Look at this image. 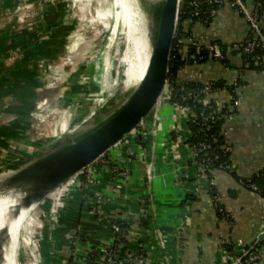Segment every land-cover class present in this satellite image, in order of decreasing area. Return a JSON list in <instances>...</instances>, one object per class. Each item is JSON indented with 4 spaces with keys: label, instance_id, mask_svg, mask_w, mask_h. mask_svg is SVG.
<instances>
[{
    "label": "crops",
    "instance_id": "crops-1",
    "mask_svg": "<svg viewBox=\"0 0 264 264\" xmlns=\"http://www.w3.org/2000/svg\"><path fill=\"white\" fill-rule=\"evenodd\" d=\"M22 1L25 8L37 6L36 0H0V133L9 139L24 131L23 117L45 86L41 67L47 69L49 59L62 55L55 54L54 42L67 8L61 2L41 4L22 25L17 14L3 18L4 11L17 10ZM261 25L264 30V15ZM184 26L204 44L219 42L227 63L210 57L182 71V79L224 80L228 87L240 82L235 91L241 104L226 120L223 133L232 147L236 174L250 177L264 168V69L244 66L237 45L251 33L249 23L244 14L225 5L208 25L186 20ZM231 96L228 88L208 94L206 100L223 105ZM186 118L187 112L164 96L157 117L93 165L91 178L84 175L72 189L63 186L50 196L41 211L46 216L45 252L51 255L44 264H103L100 255L113 244L112 226L119 221L132 225L129 256L149 250L142 264H235L236 257L224 251L223 242L256 243L264 231V197L219 170L213 179L231 220L220 219L210 181L197 170L186 142ZM258 264H264V251Z\"/></svg>",
    "mask_w": 264,
    "mask_h": 264
},
{
    "label": "rangeland",
    "instance_id": "rangeland-1",
    "mask_svg": "<svg viewBox=\"0 0 264 264\" xmlns=\"http://www.w3.org/2000/svg\"><path fill=\"white\" fill-rule=\"evenodd\" d=\"M49 2L67 4L60 37L54 42L55 54L62 55L56 60L49 59L47 69L41 67L45 86L37 91L28 116L23 117L24 131L16 139L1 137L3 134L0 133V167H5L15 156L42 149L68 125L75 127L92 116L106 100H110L111 107L115 109L134 88L128 72L132 64L137 63L134 58L136 47L130 41L132 29L129 23L144 17L136 0H36L37 8H25L23 2L17 10L8 9L2 16L10 20L12 14H17L23 19L20 21L22 25L28 17L41 10V4L45 6ZM74 30L77 31L72 35ZM133 37L137 38V34ZM64 46L66 52L63 54ZM68 57L72 59L68 61ZM1 121L0 117V125ZM98 123L92 122L89 127ZM2 131L11 132L7 129ZM92 167L80 178L88 176ZM46 201L32 211V226L28 233H22L14 242L11 232L12 245L8 250L10 252L15 244L17 264H44L45 259L51 256L45 252L48 244L46 216L41 212Z\"/></svg>",
    "mask_w": 264,
    "mask_h": 264
},
{
    "label": "water",
    "instance_id": "water-1",
    "mask_svg": "<svg viewBox=\"0 0 264 264\" xmlns=\"http://www.w3.org/2000/svg\"><path fill=\"white\" fill-rule=\"evenodd\" d=\"M136 2L146 21L149 57L144 76L122 108L110 117L118 107L113 109L111 101L106 100L92 116L75 127H66L42 149L15 156L0 167V197L13 195L17 199L13 209L8 210L7 221L0 226V264L7 263L12 245L10 219L18 218L23 210L35 211L135 134L148 119L157 117L168 85L181 0ZM92 122L99 123L90 128ZM263 241L264 231L256 243Z\"/></svg>",
    "mask_w": 264,
    "mask_h": 264
},
{
    "label": "trees",
    "instance_id": "trees-1",
    "mask_svg": "<svg viewBox=\"0 0 264 264\" xmlns=\"http://www.w3.org/2000/svg\"><path fill=\"white\" fill-rule=\"evenodd\" d=\"M259 2V14L262 19L264 15V0H257ZM189 7V0H182L180 5L179 20L176 30V36L174 45L171 53L169 79H168V95L172 103L180 102L185 107H192L194 114L190 116L188 121L189 135L186 140L189 146H194L198 142H204L207 144L206 149L202 151L201 156L198 158L203 162V172L208 180L214 178V174L219 170H226L231 173L237 180H243V186L246 189L252 190L253 185L256 186V191L264 196V170L251 175L250 177H241L236 174L233 161L231 158V151L226 150L225 145L228 143L223 133V127L226 122V117L223 113L228 112L227 104L225 103L222 109V114L214 118L213 120L203 122L202 113L209 114L216 108V102L213 99L208 100L204 103V98L212 92L228 89V85L224 80H211L208 82H202L199 80H184L181 77V72L184 67L192 64L191 44L188 42V37L191 36V31L185 30L184 22L190 18L187 14ZM264 33V30H263ZM250 40H257L252 33L249 34ZM247 38V39H248ZM186 49V51H185ZM188 51V52H187ZM187 53V55H186ZM205 56L199 60L198 64L204 63L210 59L208 53H204ZM244 59V66L249 65L250 67L263 70L264 69V48L257 46L251 53L242 52ZM187 56V57H185ZM240 84V82H238ZM238 86V85H237ZM237 86H231L229 89L237 96L235 91ZM202 129V130H201ZM175 133V130L173 134ZM210 195L215 197L218 194L217 186L215 184L210 185ZM224 207L219 205L216 208L217 215L220 219L227 221L231 220L229 213L221 210ZM119 230L114 232V242L110 246L104 248V252L100 255L103 259V264H118L123 260H128L130 264H142L140 261L143 259V255L147 254L149 250L142 248L140 253L136 256H129L128 246V234L132 227L131 223L125 221L116 222ZM257 246H261L262 243H252ZM252 244H248L246 249H249ZM225 252L233 255L234 257L241 258L239 264L246 263L245 250H241L237 247L233 241L225 240L222 245ZM93 257V256H92ZM70 257V261L72 260Z\"/></svg>",
    "mask_w": 264,
    "mask_h": 264
},
{
    "label": "built area",
    "instance_id": "built-area-1",
    "mask_svg": "<svg viewBox=\"0 0 264 264\" xmlns=\"http://www.w3.org/2000/svg\"><path fill=\"white\" fill-rule=\"evenodd\" d=\"M181 2H180V5H181ZM249 2H251V4ZM225 5H229L230 7L234 8L238 12L244 14V16L246 17L249 23L252 35L255 36L256 39L258 38L257 40L255 39L250 40L248 38L244 40L243 42L238 43L237 45L239 46L241 51L251 53L255 50L257 46H261L262 48H264V33H263L262 25H261V17L259 14L260 4L257 0H189L190 9L188 10L187 14L190 16V18H188L187 20H191L195 23H200L203 25H208L211 22V20L218 14V11ZM187 39H188V42L191 44V48L188 49V51L191 50V52L193 53L191 65L198 64L199 60L205 56L204 54L205 52L208 53L212 58L218 61H221L223 63H227L226 51L219 44V42L213 41L208 44H204L203 40L200 37H197L192 32H191V36H189ZM67 59L69 61L72 58L68 57ZM189 66L190 64L184 67L182 71H186ZM237 85H239L238 82L233 84L232 87L237 86ZM230 87L231 86H229V88ZM167 91H168V85H167L166 92ZM233 92L236 93V91H233ZM165 96L169 97L168 95H166V93H165ZM203 102L204 103L208 102V100H206V97L204 98ZM240 104H241V98L238 95L235 97V95H233L232 93L231 99L227 104L228 112L223 113V116L226 117V120L232 119L234 117ZM174 105L177 106L179 109L185 110L187 112L186 124L188 126L189 118L190 116L194 114V109L192 107H185L180 102H177ZM216 105H217L216 108L213 109V111L210 112L209 114L202 113L203 122L213 120L214 118L222 114V109H223L224 104L219 105L218 103H216ZM189 147L192 152L195 166L197 170L202 174L204 164L198 158L201 156L202 151L206 149L207 144L204 142H198L194 146H189ZM225 147H226V150L232 151V147L229 143H227ZM81 175L69 181L64 186H67L68 189H72L75 185L80 183ZM92 175H93V172H90L87 177L91 178ZM209 181H210V185L215 184L214 179H211ZM240 182L242 183L243 180H241ZM210 185H209V189H210ZM252 187H253L252 191L260 195V193L256 191V186L253 185ZM213 201H214V205L216 206V208H218V206L221 205V197L219 193L215 197H213ZM221 210L225 212L224 210L226 209L221 208ZM112 228L114 232L119 230V227L116 223L112 226ZM235 243L239 249L245 250V256H246L245 264H258V262L261 260L263 256V251H264L263 245L257 246L256 244H252V246L249 249H246L248 245L246 242L242 240H238ZM236 261H237V264H239L241 262V258L236 257Z\"/></svg>",
    "mask_w": 264,
    "mask_h": 264
},
{
    "label": "bare ground",
    "instance_id": "bare-ground-1",
    "mask_svg": "<svg viewBox=\"0 0 264 264\" xmlns=\"http://www.w3.org/2000/svg\"><path fill=\"white\" fill-rule=\"evenodd\" d=\"M129 25H131V29H132V34H131L132 40L130 41L134 44V47H136L135 49L136 53L134 54V58L136 59L137 63L135 65L132 64L128 72V75L130 77V80H131L130 82L132 83V86L136 87L140 83L142 77L144 76L147 62H148V57H149V44L147 42V26H146L145 17H143L142 20L138 22L132 21V23L131 24L129 23ZM135 34H137V38L133 37V35L135 36ZM72 47H75V45H73ZM71 52L73 53L72 50ZM71 56L73 55L71 54ZM101 90L102 91L104 90L106 92V90L102 87H101ZM126 101H127V97L120 104V106H118V109L114 111L113 113H111L110 117L115 115V113L122 108V106L124 105ZM12 196L13 195L0 197V226L3 225L7 221L8 210L11 211V209H13V207L15 206L17 202V199ZM32 214H33L32 211L23 210L18 218L10 219L11 230H12L11 232L13 234L14 242H16L20 238L22 233L29 232V229L32 226ZM18 228H19V231H17ZM14 247H15V244L10 252L9 250L7 251V260L9 261H7L6 264H15V262L16 264L18 263L14 256ZM8 256L11 257L12 259L9 258Z\"/></svg>",
    "mask_w": 264,
    "mask_h": 264
}]
</instances>
